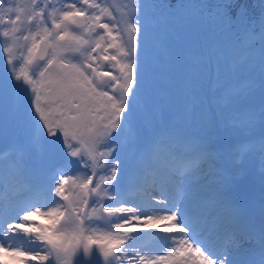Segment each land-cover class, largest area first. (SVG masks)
I'll return each mask as SVG.
<instances>
[{
  "label": "snow or ice",
  "instance_id": "obj_1",
  "mask_svg": "<svg viewBox=\"0 0 264 264\" xmlns=\"http://www.w3.org/2000/svg\"><path fill=\"white\" fill-rule=\"evenodd\" d=\"M50 6L51 0L44 7L31 0L29 11L18 0H0L9 68L16 67L19 40L34 66L31 77L0 73V136L24 137L11 160L0 161V182L10 171L23 187L19 202L0 203V238L17 229L35 233L47 254L29 258L42 264L53 258L55 264H147L138 241L155 228L165 239L184 238L151 264H264V177L258 200L237 199L233 190L245 172L229 166L254 154L264 161V0L207 6L210 23L228 35L238 30L244 39L238 45L228 39L215 50L214 68L194 70L184 80L198 108L183 101L161 107L149 95L144 0L133 5L119 42L99 3L72 0L58 17V10L46 11ZM176 6L177 0H165L159 7L163 14ZM245 134L248 139L228 143ZM36 150L41 158L33 160ZM97 153L103 174L94 170ZM201 171L207 176L204 210L191 207L187 194L189 179ZM72 177L79 191L70 200ZM35 215L50 225L25 227ZM207 225L213 240L196 239Z\"/></svg>",
  "mask_w": 264,
  "mask_h": 264
},
{
  "label": "rangeland",
  "instance_id": "obj_2",
  "mask_svg": "<svg viewBox=\"0 0 264 264\" xmlns=\"http://www.w3.org/2000/svg\"><path fill=\"white\" fill-rule=\"evenodd\" d=\"M19 3L24 4L28 7V10L31 11V0H18ZM72 2V0H51V6L46 8L47 12H53L58 17L60 11L64 10L66 3ZM93 2L99 3L103 8L106 9L105 20L113 26V32L117 35L119 42V32L122 31L126 24L125 22L131 18L133 5L136 3V0H93ZM40 7H44L48 0H38ZM160 5L158 8H155V12L151 8L144 9L146 27H145V37H144V52L142 56L145 58V75H146V86L149 95L153 98L155 103L161 107H166L170 103H179L183 101L184 103H190L194 107H199V98L190 91L184 89V80L189 76V74L194 70H205L214 68L213 63L215 50L217 48L223 47L227 40L230 39L229 35L224 32L222 29L216 27L214 24L210 23L207 13V4L206 2H201V0H186L182 3L181 6L176 8L175 16H177L174 21L169 19L168 22L159 23L156 22L152 27L149 26L151 20L156 21L160 18L159 15L155 16L156 13H161ZM200 7L201 11L197 12V6ZM186 12V13H185ZM166 13V12H164ZM154 14V16H153ZM185 14L184 16H182ZM50 23V22H49ZM4 30L3 25H0V33ZM224 32V33H223ZM223 33L221 42L214 46L210 50L208 48V41L212 35ZM27 34V33H25ZM175 34V35H174ZM242 38L244 39L243 33ZM125 39L127 37L125 36ZM3 36L0 35V73H3L5 70L8 71L10 75L13 73L21 75L32 76L33 70L32 66L28 65L26 62L27 52L25 49V42L19 40L15 43L13 48L14 63L16 65L15 69L9 68L7 61L8 55L2 51L3 49ZM243 41V40H242ZM11 43V41H10ZM237 45V42L232 43ZM152 54L156 59H158V64L153 65ZM74 62L78 59V54L71 53L67 55ZM95 55V53H93ZM202 59V64H198V60ZM102 68H107L109 71L114 70L108 65L101 64ZM182 67L181 70L177 68ZM184 75L182 76V72ZM150 72H155L154 77H150ZM222 74L227 75L228 67L227 65L223 66L221 69ZM254 75L258 78L259 71L257 70ZM179 79V83L176 80ZM158 89L162 93H158ZM249 138L247 134L233 137L228 143H235L236 140H244ZM19 140L14 143L17 144L23 142V135L0 136V146L8 145L13 140ZM3 147V146H1ZM15 147L11 146L9 149L0 148V153H4L0 156V161L4 164H7L14 154L13 149ZM32 159L38 160L41 157V154L38 150L32 152ZM104 158L97 153V163L95 165L96 172L99 174L102 173ZM232 169L242 168L245 172V179L242 184L236 186L233 190V195L235 198H248L249 195L246 194L249 187L261 185V177H264V161L261 160L258 154L250 156L243 164H237L232 162L229 164ZM204 173V174H203ZM97 175L94 180L99 181L100 175ZM83 179L82 176L79 177ZM72 177L68 181L67 188H69V199L71 200L76 192L79 189L73 184ZM207 183L206 173L201 171L191 177L188 181V195H189V205L193 208L203 209L204 206L201 201V193L204 190ZM23 187L20 183H17L13 179V174L9 171L8 181L0 182V203H3L5 206H11L19 202V199L22 195ZM36 202V201H34ZM108 203V202H107ZM111 203V202H109ZM43 212L44 210L41 209ZM90 211V210H89ZM149 214H152L151 212ZM5 219H8V216H5ZM29 224L31 225H40V226H49L50 222L43 215H35L33 219L29 222H25V227ZM107 231V228H98V234ZM206 235V233H204ZM35 233L23 232L21 229H17L15 234H12L11 237H4L7 239V244H0V264H33L36 262V259H31L29 257L34 256L36 251L40 252V255L47 254L43 245L35 241ZM201 235V234H200ZM12 241H22V245H18V248H13L9 243ZM13 243V242H12ZM152 250H143V254L147 258V264H151V260L155 259L157 256L168 255V253L173 250L172 248L168 251L165 250L161 253H158L156 248H151ZM13 251H22L25 253L24 256H12ZM40 261V260H39ZM43 264H48L47 261ZM53 264L55 260L53 258ZM127 264V261L124 262Z\"/></svg>",
  "mask_w": 264,
  "mask_h": 264
},
{
  "label": "bare ground",
  "instance_id": "obj_3",
  "mask_svg": "<svg viewBox=\"0 0 264 264\" xmlns=\"http://www.w3.org/2000/svg\"><path fill=\"white\" fill-rule=\"evenodd\" d=\"M200 167L201 168H204V169H207V164L206 163H201V165H200ZM204 174V173H203ZM188 194V193H187ZM188 201H189V195H188ZM190 202V201H189ZM202 210V209H201ZM214 230H213V228H212V225H207L206 227H204L202 230H201V232L202 233H206V235H204V236H201L200 237V239L199 240H204V241H206V242H211L212 240H213V237L212 236H210V233L211 232H213ZM221 234L226 238V236H227V233L226 232H224L223 230H221ZM180 239H182V237H179V238H177V239H175V240H177V241H175L174 240V242H175V244L174 245H171L168 249H166V250H170L171 248L172 249H174L176 246H177V244H178V242H179V240ZM166 241H170L169 239L168 240H166V239H164V240H161V243L160 244H166ZM0 244H7V239H3V238H0ZM10 244V246L11 247H13V248H18L19 246L18 245H22V243H9Z\"/></svg>",
  "mask_w": 264,
  "mask_h": 264
},
{
  "label": "trees",
  "instance_id": "obj_4",
  "mask_svg": "<svg viewBox=\"0 0 264 264\" xmlns=\"http://www.w3.org/2000/svg\"><path fill=\"white\" fill-rule=\"evenodd\" d=\"M204 2H206L207 6L210 4L215 3V0H203ZM145 2V7H153V4H156L158 6V3H161L162 5L165 3V0H144ZM186 2V0H177V6L176 8L180 7L182 3ZM245 2L256 5L258 3V0H245ZM176 8L174 9V11H176ZM173 14V13H171Z\"/></svg>",
  "mask_w": 264,
  "mask_h": 264
}]
</instances>
